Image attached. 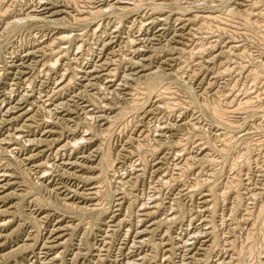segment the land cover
Segmentation results:
<instances>
[{
  "label": "rangeland",
  "instance_id": "obj_1",
  "mask_svg": "<svg viewBox=\"0 0 264 264\" xmlns=\"http://www.w3.org/2000/svg\"><path fill=\"white\" fill-rule=\"evenodd\" d=\"M62 1L63 0H0V107H1L0 108V111H1L0 112V120L5 119V118H8V120H9L8 121L7 119H5L6 121L2 120L1 121L2 123H0V126L2 125L0 127V130H1L0 131V137H1L0 141H3V143H4L3 146L1 145V147H0V149H1L0 150V167H1L0 171H2L3 169L6 168V170H8L7 173L10 172L12 174L13 181L16 182L15 185L13 184L12 189H9L8 191H14V192L16 191L17 194L20 193L19 196L17 194H15L13 197L9 198L8 200L10 202L8 200L4 201V202H0V208H2V209L7 208L8 209L7 212L9 213V214L6 213L7 215L4 214L3 216L0 217V222L5 223L4 226L2 225L0 227V235L3 236L2 241L4 242V244L7 245V246H5V250H4V248L0 250V255H1L0 256V264H17L19 262H20L19 264H22V262H23V264H58V263L59 264H64V263L65 264H68V263L69 264H75V262H76V264H84V262H86L85 264H93V263L94 264H126L129 260L136 257V254H138V253L140 255H142V254L147 255L146 256L147 258L144 259L142 264L145 263V260H146L147 264H150V263L151 264H156V263L157 264H164L163 258L165 256H164L163 251L161 249H156V246L154 248H152L150 246V248H149V245H147V246H143V248L140 249V252H138L139 249H137V250H135L134 248L131 249V244H132L131 238L126 239V231H127V229H129V224L124 225V223L125 222L135 223L138 220V219H136V216H138V210L142 206V203L144 201H147L148 198L152 197L154 194H157L160 196V198L161 197L163 198L164 201L162 200V198L160 199V201H163L165 206L169 205L167 202H170L172 199L177 198V200L179 202V204H177V206L180 207V205H182L183 208H185V212L180 215L181 217L178 218L177 223L175 222L174 224H166L167 226L164 225V226H161V228L159 227L160 229H157V231L154 233V235H152V241H153L152 243L154 245H156V243L159 242V240L162 236H165L164 235L165 232H168L170 234L172 233V236L174 237V236L178 235V233L183 232L182 230H184L185 228H186V230H188V232L194 231L197 228L202 227V225L204 223V221H203L204 219H205V221H208V223L210 224V221H212V218H211V216H212L214 219V223L217 225L216 231L214 232L215 235H211V236H213L212 241L214 242L213 243L214 246L208 250L209 253L208 252L204 253V251L200 252L201 253L200 258L202 261H200L199 264H218L220 255H224V253H225V255H229V254L233 253V254H231V256L234 255L233 257H236L233 264H252V263L253 264H259L260 263L259 254H256L255 257H254V255L251 256L250 253L234 254V251L229 252L227 249L226 243H228V242L226 239H228V240L230 239L229 236L232 234L231 232L234 228L233 226L235 225V220H233L232 210H231V209H233L232 206H233V202H234L235 192H233V191L229 192L227 198L222 197L225 201L222 198H221V200L219 198V204L220 205H219L218 209H220V210L217 211L218 213L215 216L208 215V214H212V213L199 211L200 209L202 210V208L199 207L200 202L198 201V195L201 193L203 188H198L197 186H199V185L197 182H200V181L203 183L205 182L206 186H207L205 189H209L210 187H215V190H217L219 192V193L217 192V194L224 193V192H226V190L228 192L226 184L228 182L234 181V179H231V178H233L235 176L236 170H238V168L242 169V172L240 173L241 174L240 175V177H241L240 178V184L241 185H239L240 192H241V195L244 199L245 205L249 204L248 206H250V207H251L250 203L252 202V200H251L252 195L254 193L262 192V189L264 188V183H263L264 182V129H263L264 127H260L261 129H263V131H262L258 125V124L261 125L262 123L264 124V77L260 81H258V83L255 84L253 82V79H251V77L248 78V76H247V72H248L247 68H249V67L253 68L257 62L264 60V47H262V45L260 46V44H259L260 41L257 37L258 35L256 34V33H258L257 30H259V29L253 30V28H252L250 33L248 34V33L244 32L243 29H241V28L239 29V27H240L239 19H234V20L229 19V17H227L225 14L228 12V10L230 8H234L235 6L238 7L242 3V8L251 10L250 13L253 12L251 15L253 16L254 19L256 18L255 20H256L257 24L264 26V22H262V21H264L263 20L264 19V13H263L264 12V7H263L264 6V2H263L264 0H258V1L247 0L248 3H247V1L245 2V0L244 1L243 0H222V1L221 0H194L196 2H194L193 0H167V1L166 0L165 1L164 0H146V1L145 0H141V1L135 0V4L138 1H139V4L137 3V5H136L137 9L134 6V10L131 11L130 14H129V12L126 13V12H120L117 10H114V11L113 10H107L106 12H103L104 15L100 14L99 16H95V18L88 15V13L91 11V3L90 4L88 3V7L85 8L87 6V2L79 0L77 2L79 6L77 5V8L75 9V8H67V6ZM187 1H188V3H187ZM226 1H228V2L226 3ZM241 1H243V2H241ZM79 2H81V3H79ZM140 2H141V4H140ZM160 3H162V7L165 8L164 10L166 11L165 16L167 17V19L162 21V24H163L162 26H165L167 28V30H168L167 32H171L169 38H171L172 33L175 35V32L173 30V23H174V21H175L174 19H176V17L183 16L185 18L186 17L191 18V15L193 17V14L195 16L197 14L199 15V13L200 14H207V13L208 14H216V15H221V16H219L220 18L217 20L208 22L206 28H202L201 23L199 25L195 24V25L189 26L190 29L196 31L193 34L194 38H195V45H196V43H199V44L197 46L193 45L192 47L183 46V48H187L191 52L181 55L183 57L180 56L181 58L179 59V62L170 63V65H164L162 67L161 70H163L167 73H170L171 75L167 74L168 76H163L161 78H158L157 84H156V86L152 92L153 95H155L158 92L160 93L161 90L164 91L165 88L166 89L168 88V90L170 92L172 91L170 94H168V96H170L172 98L171 101L177 102V103L181 102V103L176 105L177 108H175L174 112L168 111L166 109L160 110L156 114H154L153 117L152 116H151V118L149 117L150 119L148 118V120H146L142 125L145 126V124H146L147 126H145V128L148 127L149 130L157 127V129H160V131H166L167 132V127L169 125H173L174 119L177 118L179 115H180V117L182 115L185 118L191 119V120L197 118L196 121L200 120V123L198 125L197 130H195L193 128L186 127V129L182 128L181 130L180 129L176 130L174 132L173 136L170 133H169V135L166 134L167 137H165L166 135H164V136L159 135L160 137H165V139L167 141L164 138L162 139L163 141L161 143H163L164 145L162 144L163 147L160 148V152L157 154H156L155 150L153 152V149H154L153 146H155V145L151 139L150 140L148 139L146 141L141 140L142 141V143H141L142 148H144V149L141 148V150H140L141 152L139 154H140V157H142L146 160L145 161L146 163L144 164L142 162L143 166L141 165L143 167V170L146 167L145 168L146 171L144 170V172H143L144 175L142 174L140 176L141 179H139L140 178L139 177L137 180H134L132 182L127 183L128 185L125 184L127 186H125L124 184H123L124 186L123 185L120 186V185H117V183L115 181V179L119 175V172L117 170H115L113 167H111L113 164L112 161L115 159V157L118 155V153H120V151H121L120 147L122 148V146H124V144L127 142V138L129 136L139 137V132L132 130V128H127L126 131H124V129H123L124 123L122 122V120H119V121L114 120L110 124L109 129H108L109 131H108L106 126H103L105 124V122L102 123L101 120H98L99 119L98 116L99 115L110 116L111 114H113L112 116H114L116 114L115 113L116 111L119 112V110L123 109V108H126L129 111H131L130 103L132 101H135L137 98L141 99V101L143 100V102L145 103L147 101L149 95L146 91L147 89L144 88V86H148L147 85L148 83L143 84L142 87H138L137 86L138 83L136 85L131 84L132 89L127 91V94L130 95L131 91H132V93H134V91H135L134 88H138L137 89L138 90L137 95L135 97H134V95H132V97L125 95V97L123 99L120 97V99L115 103V111H114V109H111L110 107H105V105L102 106L105 103L107 106H111V105H108V101L104 98L105 94L103 92V94H101L100 97L98 96L99 99L102 100V102L98 99V101L94 104V105H96L95 106L96 114L94 115V117H93V115H91V119L88 117H85L86 115H84L85 113H84V109H83V106H87L88 107L87 109L91 110V103L89 102V104H90L89 105L88 102L86 104V102H83V100H81V99L77 100L76 99L77 101H75V102L73 101L71 103L73 105L72 106V110H73L72 112L74 114L78 112L79 115L76 114L75 116L78 115L79 121L77 120V122H78V124L80 123L79 124L80 126L77 124V122L75 124H72L71 121L65 120L63 118V115L65 113L62 114V112H60L57 114L53 113L51 115H49V113H48V116H44V114L36 113L35 111H36V107L39 104H42L41 100L44 97L52 96L54 100L58 99V98H63V100L66 101V100H68V98L70 96H72V94H75L76 92H78L81 89L79 81L71 83L69 85L70 81L68 79L64 78L63 81H65V82L63 83V85L67 84V87H66L65 91H61L60 86H58V84H57L58 80H61L60 72H62V74L63 73L67 74L68 78L69 77L70 78L71 77H77L78 78V77H80L78 75L82 76L83 74L81 72V68H82V66H87V63L91 58V52L93 54H94V52L96 53V51H97V53H99L98 48H96V45L98 44L97 32L104 31L105 30L104 27H106L108 24H117L118 27L120 26L119 27L120 28V35H119L118 40L120 41V44H121L120 48H121V51L123 52V53H121L122 56L126 57L128 60L133 59V60L129 61L130 63L135 62V61H139V60L143 62L144 61L143 59L147 58V53L149 52L151 60L148 61L146 64L148 65L149 70H151L152 68H154V69L157 68L156 67V64H157L156 61H158V60L164 61L167 59L169 52H175L172 42L171 43L157 42L156 45L151 46L149 49L147 47H145L144 48L145 51H143L141 53L140 52L137 53L134 50L135 48L133 46H130V44H129L130 40H127V39H129L128 37H130V39H131L132 35H137V34H140L141 36H144V35L147 36L148 32H146V30H144L141 27L140 16H142V14L143 15L147 14L148 12L151 11L152 8L154 9V6H156L157 4L159 5ZM220 3H222V4H220ZM249 3H251L253 6ZM253 3H255V6ZM135 4H134V0H133V5H135ZM209 4H211V5H209ZM246 4H248V5H246ZM60 5L64 6L66 8V11H68L67 15L63 19H61V18L64 16V14L52 16V13H54V12L56 13V11L63 8V7H58V8L55 7V6H60ZM133 5H130V6L132 7ZM189 6H191V7H189ZM247 6L248 7L250 6V7L247 8ZM45 8H48L49 11L44 10ZM82 8H84V9H82ZM105 8H107V7L105 6ZM69 11H70V13H69ZM181 11H182V13H181ZM183 11H184V13H183ZM257 11L260 15H258ZM172 12L173 13L175 12V13L173 14ZM186 12H187V14H186ZM117 13H119V14H117ZM123 14L125 17L123 16ZM168 14H169V16L170 15H172V16L169 17ZM126 15H128V16H126ZM88 17H89V20H87ZM103 17H105V18H103ZM137 17H138V19H137ZM260 17H261V19H260ZM56 18L60 19V20H57ZM123 18L126 21H124ZM258 18L260 20H258ZM15 20H20L21 23L18 26H16L14 29H12L9 27V24H11L12 21L14 22ZM127 20L129 21L128 23H127ZM120 21L122 23V26H121V23H119ZM258 22H260V23H258ZM104 24H107V25H104ZM101 27H102V29H101ZM129 27H131V28H129ZM93 28L97 29V30H94ZM217 28H219V30ZM188 29L185 31H188ZM133 31H134V33H133ZM254 31H256V32H254ZM200 32H202L203 34ZM232 35H233V37H232ZM181 36L182 37L180 38V40H182V41H186L187 38H190V35H181ZM207 36H209V37H207ZM59 37H62V40L60 42L56 43V39ZM120 39H122V40L125 39V40L122 41ZM53 43H54V50L56 52H59L60 55L58 54L56 56H49L46 54L39 53L38 51H35L36 49H38L40 47H43V46L48 45V44H53ZM233 43H235V45H238L239 49L233 50L231 53L226 52L225 54H223V52H222L223 48L227 45L231 46ZM124 45L125 46L127 45L126 48ZM132 47H133V49H132ZM93 48L95 50H93ZM122 48H123V50H122ZM128 48H130V49H128ZM200 51H202L203 53L200 54L199 53ZM33 52H37L44 59L41 61V64L38 65L39 66L38 70L37 69L32 70L34 75H36L38 73L37 77L35 79H33L32 82L26 84L25 82H23L24 80L21 81L18 76L16 77L15 74L18 72V69H19L16 65H19L20 62L26 61L28 59V58H26V54L33 53ZM142 53L145 54L144 57L141 55ZM208 53L211 55L209 57L212 58L213 62L207 63L206 64L207 66L206 65L205 66L207 67V69H209L212 66L210 68V72H206V69L204 68L205 69L204 70L203 67L201 66V65H203L204 62L208 61V59H209L207 56ZM216 54H217V57H215ZM30 55H32V54H30ZM52 58H53V60H52ZM75 59H77V60L75 61ZM54 60H56V61H54ZM46 62H51L53 64H56L55 70L49 74V77L45 74L46 73L45 71L44 72L39 71V69L42 67L43 63L49 64ZM127 64H128V66L131 65L129 63H127ZM214 64H215V66L216 65L217 66L215 67ZM128 66H127V68L129 69L130 67H128ZM175 66L180 67V68H177V71H179L178 72L179 74L177 73L178 75L173 74L176 72ZM6 68H7V70H6ZM217 68H219V70ZM224 68H226V69L228 68L227 70H232V71L230 72V71L224 70ZM76 69H78V70H76ZM214 69H216V70H214ZM220 70L221 71L224 70V71L222 73V76H220L218 83H216V85L218 87H220V90L221 89L223 90L222 91L223 93H221V94H226L225 95V98H226L225 101H228V103L227 104L225 103V104L229 105V103L233 100V105H234L233 107H229V109H226V110H228V112L226 114V118H227V121L229 122V124H226V125H222V124L218 125V124L213 122V119L209 114H203L201 107H200V105H201L200 103L202 102L201 100H203V98L198 96V93L200 94V90H198V89H201L199 87L200 84L198 82V79L204 80L203 84H207V83H209V81H211V78L213 76H215V74L217 72L218 73L220 72ZM193 72H196V73L199 72L200 73L199 77H197V79L193 78V76H192ZM17 80H18V82L20 81L18 84L16 83ZM74 81H76V80H74ZM144 81H146V80L143 78V80L141 82H144ZM151 81L149 82V85H150V83L156 82L155 80L152 82ZM13 83H15V84H13ZM55 85L57 87V91L59 90L58 92H54L55 91ZM151 85H153V84H151ZM27 86H29V92L31 94L26 97V90H25L26 88L25 87H27ZM184 87L186 88V90ZM13 88H14V90H13ZM4 91H6L7 93H5ZM188 91L191 93H189ZM217 91L218 90L211 89V90H209V95L214 97L217 94ZM193 92H195L194 95L196 94L198 96L197 97L195 95V98H196L195 103L192 102V99L190 97L191 95H193L192 94ZM4 94H5V97H4ZM23 94H25V95H23ZM11 95L13 98L11 97ZM2 97H3V99H2ZM10 98H12V99H10ZM21 99L23 100V102ZM131 99H133V100L131 101ZM248 99L251 100L252 102L250 101L248 103V105H245L243 107V109H241L239 111L237 110L235 112H232V110L239 108L242 105V103H244ZM17 100L19 101V104L21 105V107L24 106L25 109H27V108L32 109V111H34V113H36L35 122L33 120V123H34L33 124L32 121H30L31 123H29V124H32L30 127H28L24 123L23 120L25 118L17 119L14 117L20 113V112L16 113V111H19V110L13 109L14 113L13 112L8 113V115H6V113L4 111V109L9 107V106H7V104H9V102H12V104H15L16 102H18ZM33 100H34L35 104H34ZM103 100H105V102ZM113 100H116V99H113ZM153 100L155 102H158L160 99H159V97H153ZM20 102H22V103H20ZM42 102H43V100H42ZM79 102L81 105L78 104ZM97 105L100 107L102 106V107L100 108ZM77 107H79V108H77ZM92 110H94V109L92 108ZM182 110H183V112H182ZM134 115H136V114H133L132 116H130L131 118H128V119H137L136 118L137 115L136 116H134ZM41 116H43L45 119ZM49 116H50V118H49ZM79 116L81 118H79ZM198 117H200V118H198ZM53 118L55 120H53ZM56 118H57V120L59 119L57 122H56ZM13 119H15V120H13ZM10 120H12V121H10ZM52 120H53V123H55V122L57 123L55 126H53L56 130L55 136H53V137H56V139L58 137L60 139V141H62L64 144H65V139H66V143H68L66 145L69 146V147L67 146L66 150L63 151L62 153H58V151H56V150H58L57 144L52 145V146L48 145V147H47L46 142L44 144H43V142L42 143L40 142L41 141L40 134L43 133L45 130L50 128L49 126H51V124H53V123L52 122L50 123L49 121H52ZM151 120H154L153 121L154 123ZM64 122H66V123L64 124ZM69 122H71V123H69ZM35 123L37 125L40 124V126L39 125L36 126ZM148 124H149V126H148ZM238 124H240V125H238ZM242 124H243V126H242ZM235 125H236V127H234ZM20 126H21V128L18 129ZM62 126H64V127L62 128ZM67 126L69 127L68 129H67ZM99 126H101V127H99ZM215 126H217V127H215ZM37 127H39V128H37ZM73 127L74 128L76 127L77 129L76 128L74 129ZM214 127H215V129H214ZM89 128H91V131H93V133L96 136L93 137L92 142L91 141L87 142L85 140H83V142H81L82 141L81 137H80L81 134H83V132L85 130H89ZM104 128H106V129H104ZM218 128H220V129L217 130ZM227 128H228V130H227ZM200 129H202V130H200ZM69 130H70V132H68ZM73 130L75 131V133H73L74 132ZM190 130H191V132H190ZM2 131H4V132H2ZM112 131H114V132L112 133ZM13 132L15 135L14 137L11 136V135H13ZM103 132L105 133V135ZM106 132H108V133L111 132L112 133L111 135H114V136H111L110 134L107 135ZM119 132L121 134H119ZM205 132L207 133L206 135H209V137L212 139L214 147L215 146L216 147L214 148V147L209 146V148L206 152H209L212 154H209L206 157V159L201 162L195 155L197 153L201 152V148L199 149V146L197 144L199 143V139L202 138V135ZM20 133L23 135H21ZM64 133H67L66 135H68V136H66ZM184 133H186L188 135H186ZM16 134L22 136V138L20 139V142L16 138V136H18ZM61 135H62V137H61ZM227 135L228 136L230 135L232 138H234L235 143H231L232 145L229 146V148L231 150L227 151L225 154L224 149H225V141H226ZM76 136H78V137H76ZM107 136H109V137H107ZM3 137L4 138L6 137V138L4 139ZM96 137H97V139H96ZM110 137H112V138H110ZM187 137L189 140L188 139L186 140ZM32 138H34V139H32ZM38 138H40V139H38ZM6 139H7V141H6ZM23 139H25V140H23ZM74 139H75V141H74ZM103 139L106 141H104ZM10 140H11V142L13 140L14 141L11 143V142H9ZM17 140H18V142H17ZM69 140H71V141H69ZM101 140L103 142H100ZM245 140L252 141L253 147L251 148L250 146H245L242 148L243 142ZM21 141H23V142H21ZM35 141H37L39 143H37V142L35 143ZM150 141H152V142H150ZM31 142H32V144H30ZM69 142H71V143H69ZM164 142L166 143V145ZM98 143H100V144H98ZM145 143H147L148 145ZM36 144H38V145H36ZM18 145H19V149H18ZM149 145H151V146H149ZM24 146L28 150H25ZM85 146H86V148H85ZM87 146H89V147H87ZM95 146L100 147L101 152H103L104 150L106 151L108 149H111L112 157H111V161L106 163L107 165L105 164L102 167L100 166V159L99 158L101 155H97V157H94L93 159H91V158H89V160L86 159L85 161H82L80 163L78 162V164H75L74 166L64 163L65 162L64 156L69 155V153L72 155L75 154L78 157L83 156L85 154L88 155V153L90 151H92V149L96 148ZM14 147H16L18 149L17 152H15V153L7 152V150L14 149ZM23 147H24V150H22ZM213 148H214V150H213ZM39 149L40 150L44 149V151H43L44 153H42ZM102 149H104V150H102ZM1 151H4L5 154ZM25 151H26V153H25ZM50 151H51V153H50ZM105 151H104V153H105ZM2 153H3V155H2ZM29 153L30 154L31 153L32 154L38 153V154H36V156L34 158L32 156L31 157L32 159L30 158L28 160L27 159L25 160V157L30 155ZM53 153L54 154L57 153V154L54 156ZM7 154H9V155H7ZM115 154H116V156H115ZM180 154H182V155H180ZM48 155H50V156H48ZM178 155H180V156H178ZM16 156H19V157H16ZM181 156H182V158H183V156L184 157L188 156V158L190 160L192 159L191 160V168L187 169L185 171V173L180 172L176 166V163L179 161V159H181ZM12 157H14L15 160L17 158L19 160H16V162H15L14 158H12ZM190 157H192V158H190ZM213 157L215 158L214 159L215 163L209 162L211 158L213 159ZM46 158H47V160H46ZM193 158H195L197 161L194 159V162H193ZM20 159H22V160L24 159L25 161L24 160L22 161ZM44 159L46 162V166L44 165L42 167H38V165H40L44 162ZM164 159L166 160V162ZM245 159L249 160V162H250L249 166L250 167L245 166V164H246ZM154 160L160 161V162L162 161L161 167H163L162 169L164 171L161 169L160 170L161 172L158 173V175L160 174L159 176L154 172V168H153V164H152ZM198 160L200 161V163ZM91 161H93L94 163ZM217 161H218V163H217ZM17 162H18L19 166L16 164ZM19 162H20V164H19ZM23 163H25V164L23 165ZM81 163H83V164L79 165ZM34 164H35V166H34ZM86 164H88L87 165L88 167L86 166ZM95 164L97 165L96 169L94 167V166H96ZM237 165L238 166L240 165V167H238ZM2 167H4V168H2ZM37 167H38V169H37ZM45 167H46V169H45ZM54 167H57L56 168L57 170H55ZM235 167H236V169H235ZM21 168H24V169L21 170ZM100 168H102V170L104 172V174H103L104 176L102 175V177L99 179L98 175H100ZM151 168L153 169V171ZM69 169H70V173H72L74 175V177L72 176V174L69 173ZM148 169H149V171H148ZM18 171H19V173H18ZM20 171H22V172H20ZM26 171L28 173L23 174V173H26ZM30 172H32V174ZM53 172H54V174H53ZM212 172H214V173H212ZM116 174H118V175H116ZM16 175L18 177H16ZM41 175H42V177H41ZM67 175L69 177H66ZM79 175H81V176H79ZM87 175L92 176V177L94 175L95 179H94V177L92 178V177H89ZM33 176L35 179H33ZM85 176H86V178H85ZM50 177H51V179H50ZM30 178H31V180H30ZM96 178H97V180H96ZM156 178H159V179H156ZM171 178H174L175 180L172 179V181L168 182V180H170ZM209 178H210V180H209ZM161 179H163V182L165 180L166 185H164L165 183H163V182L161 184L159 182H156L157 180L159 181ZM19 180H21L20 181L21 183L20 182L17 183ZM32 180H34V181H32ZM36 180L39 182H37ZM49 180H51V181H49ZM22 181H24V182H22ZM40 181H41V183H40ZM78 181H80V182H78ZM88 181H90V182H88ZM61 182H63V183H61ZM142 182H143V184H142ZM32 183H35V184H32ZM38 183H40L41 185L43 183V185L41 186ZM44 183H46V184H44ZM94 183L101 185L102 189L105 188L106 190H104V191L102 190L103 194H101L99 198L97 197L96 199H93V201H91L89 198H87V196L85 198H84V196L88 192V189L90 187H92L93 185H95ZM34 185H36V186H34ZM44 185L47 187L45 188ZM130 185H131V187H130ZM208 185H211V186L208 187ZM31 186H32V188H31ZM103 186H105V187L103 188ZM111 186H113V187H111ZM137 186H139V187L137 188ZM114 187L116 190L113 189ZM119 187H121V188L118 189ZM154 187H158V188L154 189ZM184 187H185V189L188 188V190H192V192H194V193L191 192L188 195H182L179 192V189H184ZM41 188H44L45 191L43 189L41 190ZM55 188H56V190H55ZM123 188L125 189L126 192L128 191V194H127L128 198L125 200V202H123L122 206L119 207L118 206L119 200L117 199L118 197L116 196V193L124 190ZM161 188H163V189H161ZM24 189H26V190H24ZM72 189H74V190H72ZM158 189H159V191H156L157 192L156 193L155 190H158ZM50 190H52V191H50ZM62 190H64V191H62ZM84 190H85V192H84ZM142 190H143V192H142ZM54 191H56V193ZM113 191L115 193H113ZM145 191H146V193H144ZM221 191H223V192H221ZM24 192H27L28 194L27 193L25 194ZM58 193H60V194H58ZM109 193H111V194H109ZM150 193H152V194L154 193V194L152 195ZM23 194H25V196ZM71 194H73V195H71ZM108 195L109 196L111 195V197H109ZM22 196H23V199H22ZM80 196H82V197H80ZM104 198L107 200H105ZM109 198H110V200H109ZM137 198H139V199L137 200ZM26 199H27V201H26ZM195 199H196V201H195ZM226 199H227V201H226ZM134 200H136V201H134ZM177 200H176V203H177ZM29 201H31V203ZM56 201H58L59 203ZM69 201L72 204H74L75 207L77 206L80 209H82L83 211L85 210V212L83 213V211L81 212L80 209H76L77 207L74 208L75 209V211H74L73 207H70V209H69V207H67L66 204L65 205L63 204V203H67V202L70 203ZM72 201H74V203ZM101 201H103V202H101ZM16 202H17L18 206L20 205L19 208L17 205H15ZM24 202H26V203H24ZM53 202H55L56 204L55 203H54L55 205L52 204ZM95 202H97L98 205ZM104 202H106V203H104ZM109 202H110V204H109ZM10 203H11V205H10ZM61 203H62V205H61ZM102 203H104V204L102 205ZM12 204H14V205H12ZM87 204H90V205H87ZM196 204H198V205H196ZM85 205H86V207H84ZM104 205H105V207H102ZM128 205H130L131 208L128 209ZM174 206L176 207V205H174ZM38 207H40V208H38ZM61 207H63V208L65 207L66 209L65 208L63 209ZM81 207H84L86 209H83ZM89 207H90L91 211L89 210ZM10 208H11V210H10ZM116 208L117 209L121 208V211L119 212L120 215L118 218L111 220L110 216L112 215V210L114 211V209H116ZM198 208H199V210H198ZM104 209H106V210H104ZM52 210H54V211H52ZM68 210L73 212V213H71V212L68 213L69 212ZM87 210H88V212H87ZM11 211H13V213H15V212L16 213L15 214L12 213V215H11L10 214ZM121 212H122V214H121ZM50 213L51 214L53 213V214L49 215ZM86 213H87V215H86ZM66 214H67V216H66ZM88 214H90V215H88ZM125 214H126V216H125ZM162 216L163 215L160 214L159 218H164ZM191 216H193L194 218ZM236 216H238L239 218L238 217L237 218L240 220L243 219L242 220L243 224L238 229L237 234H235V236L232 238V240L237 239L238 245H239V246L238 245L237 246H238V248H240L242 243L244 245L246 243V242L244 243V240L246 238L245 237L246 233L248 232L246 230H249L250 227L252 226V220H251V217H249L250 220H247L248 215H246L245 206L242 207L238 211V213H236ZM62 217H64V218L62 219ZM127 217H131V218H127ZM195 217H198V218H195ZM245 217H247V219ZM34 218H35V220H33ZM208 218H210V219H208ZM57 219H58V221H56ZM117 219L118 220L120 219L121 221L119 220V222H118ZM199 221H202V223ZM89 222H91V223H89ZM116 222L118 223V225L115 226V224H117ZM41 223H42V225L44 224L43 226L45 229L43 228ZM59 223L62 226H67L66 229H68L70 227L68 230L65 231V233L66 232H68V233H66V234L64 233L65 238L63 239L64 241L67 239L68 242L63 241V243H64V244H62L63 247L61 246V248H59L58 250H54L50 253L49 249L44 248V247L48 241V238L51 237L52 229L53 228L55 229L56 227H60ZM66 223H68V224H66ZM38 224H40V225H38ZM75 224L78 226V228H76L77 226ZM261 224H263V225L261 226ZM35 225H36V227H35ZM68 225H69V227H68ZM231 225H232V227H231ZM188 226H190L189 227L190 229H188ZM48 227L50 229H48ZM258 227L261 228V230ZM37 229H40V230H37ZM167 229L170 231H167ZM257 229L258 230H256V233L258 236L257 235L255 236L256 241H258L259 239H260L259 241H261L264 239V233H263L264 232L263 231L264 230V223L258 222L257 223ZM13 232H14V234H13ZM35 232H37V234ZM7 233H8V235H7ZM34 233H35V235H37V237L39 236L38 237L39 239L35 238L36 236L34 235ZM2 234H6V235H2ZM68 235H70V236H68ZM4 236H5V238H4ZM29 236H31V237H29ZM45 237H48V238H45ZM67 237L68 238L71 237V238L68 239ZM186 237L188 238L189 234ZM255 237H254V239H255ZM4 240H6V242ZM25 242L27 243V245H25V246H27V248L25 246L23 247V245L26 244ZM43 243H45V244H43ZM65 243H67L68 245ZM18 244L21 246H19ZM84 244L86 245V247ZM91 244H92V247H91ZM120 244H121V246H120ZM196 244H197L196 247L197 246L200 247V242L196 243ZM17 245L19 246V248H17ZM29 245H31L30 246L31 249H28ZM87 245H90V247L89 246L87 247ZM126 245H127V247H126ZM41 246H42V248H41ZM96 246H100V247H96ZM118 246L121 247L120 248L121 250L119 249ZM15 247H16L17 251L13 250ZM21 247L25 248V249L22 250ZM93 247H95V248L93 249ZM109 247H111V249H109ZM67 248L69 249L70 252L67 250ZM105 248H107V249H105ZM129 248H130V250H129ZM108 249H109V251H108ZM7 250H9V254H7L8 253ZM84 250H85V252H84ZM118 250H120V251L118 252ZM127 250H129L130 252L128 251L129 253H127ZM150 250H151V252H150ZM6 251H7V253H6ZM60 251H61V256L56 255L57 253L60 254ZM238 251H239V249H238ZM12 252H14L16 255ZM78 252L80 253V255L78 254ZM157 252H158V254H157ZM2 253H4V255ZM183 253H184V251L181 249L176 250L175 254L173 255L172 261L171 262L169 261V264H177V263L179 264V262L182 258L181 255ZM37 254H39V255H37ZM45 254L50 255V257L54 256L55 262L54 263H48V259H47L48 257ZM25 255L28 257H26ZM77 255L79 258L76 257ZM85 255H86V257H85ZM236 255H239V256H236ZM240 255H243V256L241 257ZM262 255L263 254H261V256ZM2 256H4L5 259ZM11 256H13V257H11ZM87 257H89L90 259ZM97 257H100V258H97ZM156 257H158V259ZM29 258H31V259H29ZM115 258H116V260H115ZM45 259H47V260H45ZM127 259H128V261H126ZM61 260L64 263H62ZM82 260H85V261H82ZM147 260H149V261L147 262ZM45 261H46V263H45ZM111 261L113 263H110ZM125 261H126V263H125ZM224 264H226V263H224Z\"/></svg>",
  "mask_w": 264,
  "mask_h": 264
},
{
  "label": "bare ground",
  "instance_id": "obj_2",
  "mask_svg": "<svg viewBox=\"0 0 264 264\" xmlns=\"http://www.w3.org/2000/svg\"><path fill=\"white\" fill-rule=\"evenodd\" d=\"M79 0H63L62 2L67 6V8H77V5H78V2ZM81 1H85V2H87V6L85 7V8H87L88 7V3L90 4L91 3V11L88 13V15L89 16H91V17H93V18H95V16H99L100 14H102V15H104L103 14V12H106L107 10H117V11H120V12H129V14H130V12L131 11H133L134 10V6H135V8L137 9V3L139 4V1L138 2H136V4H135V0H134V4L135 5H133V0H81ZM141 1V0H140ZM146 1V0H145ZM165 1V0H164ZM167 1V0H166ZM194 1V0H193ZM222 1V0H221ZM244 1V0H243ZM243 1H241V2H243ZM247 0H245V2H246ZM256 1H258V0H256ZM255 1V2H256ZM184 2V1H183ZM191 2V1H190ZM194 2H196V1H194ZM228 1H226V3H227ZM254 2V1H253ZM262 2V1H261ZM264 2V1H263ZM262 2V3H263ZM79 3H81V2H79ZM83 3V2H82ZM143 3V2H142ZM146 3V2H145ZM186 3V2H185ZM187 3H188V1H187ZM186 3V4H187ZM193 3V2H192ZM191 3V4H192ZM247 3H248V1H247ZM252 3V2H251ZM251 3H249V4H251ZM259 3V2H258ZM85 4V3H84ZM140 4H141V2H140ZM220 4H222V3H220ZM240 4V3H239ZM254 4V6H255V3H253ZM82 5V4H81ZM130 5H133L132 7L130 6ZM145 5V4H144ZM185 5V4H184ZM209 5H211V4H209ZM246 5H248V4H246ZM252 5V4H251ZM258 5V4H257ZM262 5V4H261ZM79 6V5H78ZM84 6V5H83ZM105 6L107 7V8H105ZM139 6V5H138ZM142 6V5H141ZM186 6V5H185ZM188 6V5H187ZM220 6V5H219ZM253 6V5H252ZM260 6V5H259ZM263 6V5H262ZM55 7H63L62 9H60V10H58V11H56V13L54 12V13H52V16H57V15H59V14H64V16L61 18V19H63L66 15H67V12L68 11H66V8L64 7V6H62V5H60V6H55ZM131 7V8H130ZM189 7H191V6H189ZM221 7V6H220ZM250 7V6H249ZM248 6H247V8H249ZM264 7V6H263ZM79 8V7H78ZM140 8V7H139ZM138 8V9H139ZM246 8V7H245ZM257 8V7H256ZM262 8V7H261ZM74 9V10H75ZM82 9H84V8H82ZM165 8H163L162 7V3H160L159 5L157 4L156 6H154V9L152 8L151 9V11L150 12H148L147 14H142V16H140V21H141V27L144 29V30H146V32H148L147 33V36L146 35H144V36H141L140 34H137V35H132V38L130 39V37H128L129 39H127V40H130L129 41V44H130V46H133L135 49V51L138 53V52H143V51H145V47H147L148 49L151 47V46H154V45H156L157 44V42H165V43H173V48H174V51L175 52H169L168 53V57H167V59L166 60H158V61H156V67L157 68H152L151 70H149V67H148V65L146 64L148 61H150L151 60V57H150V55H149V52L147 53V58H144L143 60V62L142 61H135V62H132V63H130L129 61H131V60H133V59H131V60H128L126 57H124V56H122L121 55V53H123L122 51H121V48H120V41L118 40V38H119V35H120V26L118 27L117 26V24H104V25H107L106 27H104V31H102V32H97V39H98V44L96 45V48H98V51H99V53H97V51H96V53L94 52V54L91 52V58H90V60L88 61V63H87V66H82V68H81V72H82V76L81 75H78V76H80V77H69L68 78V75L67 74H65V73H63L62 74V72H60V77H61V80H58V82H57V84H58V86H60V88H61V91H65L66 90V87H67V84L66 85H63V83L65 82V81H63V79L64 78H66V79H68L69 81H70V83H69V85L71 84V83H74V82H77V81H79V84H80V87H81V89L78 91V92H76L75 94H72V96H70L69 98H68V100H63V98H58V99H53V97L52 96H47V97H44V98H42V100H43V102H42V100H41V103L42 104H39L37 107H36V113H42V114H44V116H48V113H49V115H51V114H53V113H60V112H62V114L63 113H65L64 115H63V118L65 119V120H68V121H71L72 122V124H75L76 122H77V120H78V112L77 113H73L72 111V102L74 101H77V100H79V99H81V100H83V102H86V104H87V102H88V104H89V102L91 103V110L90 109H87L88 107L87 106H83V109H84V115H86L85 117H88V118H90L91 119V115H93V117H94V115L96 114V111H95V106L96 105H94L97 101H98V99H99V97L101 96V94H103V92H104V98L108 101V105H111V106H107L106 105V103L105 104H101L102 106H104L105 105V107H110L111 109H114V111H115V103L120 99V97L123 99L124 97H125V95H127V96H129V97H132V95H134V97L137 95V93H138V88H134V93H132V91H131V94L129 95V94H127V91H129L130 89H132V87H131V84H137V86L138 87H142L143 86V84H145V83H148L147 85L148 86H144V88H146L147 90V93H148V95H149V97H148V99H147V101L144 103L143 102V100L141 101V99H139V98H137L135 101H132L133 99H131V103H130V108H131V111H129L128 109H126V108H123V109H120L119 110V112H115L116 114L114 115V116H112L113 114H111L110 116H105V115H99L98 116V120H101L102 121V123L103 122H105V124L103 125V126H106V128H107V130L109 129V126H110V124L114 121V120H122V122L124 123V131H126V129L127 128H132V130H134V131H137V132H139V137H135V136H129L128 138H127V142L124 144V146H122V148L120 147V149H121V151H120V153H118V155L116 156V154H115V159L112 161L113 162V164H112V166L111 167H113L115 170H117L118 172H119V175L118 174H116V175H118L117 176V178L115 179V181H116V183H117V185H120V186H122L123 184L125 185V184H127V183H129V182H132V181H134V180H137L142 174H143V172H144V170H145V168H144V170H143V165H142V162L145 164L146 162V160L144 159V158H142V157H140V150H141V148H142V141L141 140H152L153 142H154V145L155 146H153L154 147V149H153V152H154V150H155V152H156V154L157 153H159L160 152V148H162L163 146H162V144L163 143H161L163 140V138L165 139V137H167V135H169V133L170 134H172V136H173V134H174V132L176 131V130H181L182 128L183 129H186V127H189V128H193V129H195V130H197V128H198V125H199V123H200V120H197L196 121V119H193V120H191V119H187V118H185L184 116H182L181 115V117H180V115L177 117V118H175L174 119V124L173 125H169L168 127H167V132L166 131H160V129H157V127H155L154 129H151V130H149V128L147 129V128H145V126H147L146 124H145V126L144 125H142L146 120H148V118L150 117L151 118V116L153 117V115L154 114H156L158 111H160V110H164V109H166V110H168V111H171V112H174L175 111V108H177L176 107V105L177 104H179V103H181V102H179V103H177V102H173V101H171V97L170 96H168V94H170L171 92L168 90V88L166 89L165 88V90L164 91H160V93L158 92V93H156L155 95H153V90H154V88H155V86H156V84H157V79L158 78H161V77H163V76H168L170 73H167V72H165V71H163V70H161L162 69V67L164 66V65H170V63H176V62H179V59L181 58V57H183V56H181V55H183V54H186V53H190L191 51L190 50H188L187 48H183V46H188V47H192L193 45H195V38H194V33L196 32V31H194V30H192V29H190L189 28V26H192V25H199L200 23H201V26H202V28H206L207 27V23L208 22H210V21H214V20H217V19H219L220 17L219 16H221V15H216V14H200L199 13V15L197 14V15H195L194 16V14H193V17H192V15H191V18H188V17H183V16H179V17H176V19H174L175 21H174V23H173V30H174V32H175V35L172 33V36H171V38H169V36H170V33L171 32H167L168 30H167V28L165 27V26H162L163 24H162V21H164V20H166L167 19V17L165 16L166 14H165V10H164ZM227 9V8H226ZM252 9V8H251ZM44 10H46V11H49L48 10V8H45ZM79 10V9H78ZM167 10V9H166ZM72 11V10H71ZM112 11V12H113ZM136 11V10H135ZM179 11V10H178ZM226 11V10H225ZM263 11V10H262ZM119 12V13H120ZM170 12V11H169ZM176 12V11H175ZM174 12V13H175ZM251 12V10H248V9H244V8H242V3H241V5H239L238 7H234V8H230L229 10H228V12L227 13H225L226 14V16L227 17H229V19H239V22H240V27H239V29L241 28V29H243L244 30V32H246V33H250V31H251V29L253 28V30H256V29H259V30H257V32L258 33H256L258 36V39H259V41H260V46L262 45V47H264V26H261L260 24H257V22H256V18L254 19L253 18V16L251 15L252 13H250ZM261 12V11H260ZM69 13H70V11H69ZM119 13H117V14H119ZM133 13V12H132ZM173 13V12H172ZM173 13V14H174ZM181 13H182V11H181ZM183 13H184V11H183ZM222 13V12H221ZM257 13H258V11H257ZM264 13V12H263ZM114 14V13H113ZM122 14V13H121ZM128 14V15H129ZM186 14H187V12H186ZM185 14V15H186ZM255 14V13H254ZM253 14V15H254ZM106 15V14H105ZM128 15H126V16H128ZM182 15V14H181ZM257 15V14H256ZM258 15H260L259 13H258ZM118 16V15H117ZM123 16H124V14H123ZM130 16V15H129ZM135 16V15H134ZM168 16H169V14H168ZM170 16H172V15H170ZM169 16V17H170ZM101 17V16H100ZM125 17V16H124ZM136 17V16H135ZM174 17V18H175ZM258 17V16H257ZM99 18V17H98ZM97 18V19H98ZM103 18H105V17H103ZM118 18V17H117ZM133 18V17H132ZM57 19V18H56ZM107 19V18H106ZM114 19V18H113ZM126 19V18H125ZM135 19V18H134ZM133 19V20H134ZM137 19H138V17H137ZM172 19V18H171ZM260 19H261V17H260ZM259 18H258V20H260ZM57 20H60V19H57ZM87 20H89V17L87 18ZM92 20V19H91ZM117 20V19H116ZM123 20H124V18H123ZM257 20V21H258ZM264 20V19H263ZM93 21V20H92ZM103 21V20H102ZM101 21V22H102ZM124 21H126V20H124ZM13 22V21H12ZM11 22V24H9V27L10 28H12V29H14L16 26H18L20 23H21V21L20 20H15L13 23ZM99 22V21H98ZM104 22V21H103ZM129 21L127 20V23H128ZM262 22H264V21H262ZM92 23V22H91ZM94 23V22H93ZM110 23V22H109ZM112 23V22H111ZM115 23V22H114ZM119 23H121V21L119 22ZM258 23H260V22H258ZM96 24V23H95ZM98 24V23H97ZM133 24V23H132ZM137 24V23H136ZM139 24V23H138ZM103 25V26H104ZM129 25V24H128ZM170 25V24H169ZM260 25V26H259ZM121 26H122V23H121ZM97 27V26H96ZM132 27V26H131ZM131 27H129V28H131ZM8 28V27H7ZM138 28V27H137ZM189 28V29H188ZM11 29V30H12ZM94 29V28H93ZM101 29H102V27H101ZM188 29V31H185V30H187ZM218 30H219V28H217ZM9 30V29H8ZM7 30V31H8ZM94 30H97V29H94ZM134 30V29H133ZM207 30V29H206ZM10 31V30H9ZM170 31V30H169ZM181 31V32H180ZM242 31V30H241ZM139 32V31H138ZM254 32H256V31H254ZM131 33V32H130ZM133 33H134V31H133ZM200 33H202V32H200ZM215 33V32H214ZM94 34V33H93ZM144 34V33H143ZM146 34V33H145ZM203 34V33H202ZM212 34V33H211ZM235 34V33H234ZM243 34V33H242ZM255 34V33H254ZM96 35V34H95ZM181 35H190V38H187V40L186 41H182V40H180V38L182 37ZM206 35V34H205ZM231 35V34H230ZM246 35V34H245ZM93 36V35H92ZM91 36V37H92ZM214 36V35H213ZM126 37V36H125ZM207 37H209V36H207ZM232 37H233V35H232ZM62 40V37H59V38H57L56 39V43H58V42H60ZM94 40V39H93ZM120 40H122V39H120ZM125 40V39H124ZM124 40H122V41H124ZM28 41V40H27ZM96 41V40H95ZM205 41V40H204ZM127 42V41H126ZM125 42V43H126ZM31 43V42H30ZM29 43V44H30ZM128 44V43H127ZM199 43H196V45L195 46H197ZM125 46V45H124ZM127 46V45H126ZM126 46H125V48H126ZM129 46V45H128ZM123 47V46H122ZM133 47H132V49H133ZM92 48V47H91ZM128 49H130V48H128ZM131 49V50H132ZM236 49H239V46L238 45H235V43H233L231 46L230 45H227V46H225L224 48H223V50H222V52H223V54H225L226 52H228V53H231L233 50H236ZM93 50H95L94 48H93ZM122 50H123V48H122ZM126 50V49H125ZM35 51H38L39 53H42V54H46V55H49V56H56V55H58L59 54V52H56L55 50H54V43L53 44H48V45H45V46H43V47H40V48H38V49H36ZM134 51V52H135ZM200 54H202L203 52L202 51H200L199 52ZM30 54H32V55H30ZM93 54V55H92ZM60 55V54H59ZM134 55V54H133ZM143 57L145 56V54L144 53H142L141 54ZM234 55V54H233ZM240 55V54H239ZM181 56V57H180ZM208 61H206V62H204L203 63V65H201L202 67H203V69L205 68L206 69V72H210V68L212 67H210L209 65V69H207V63H211V62H213L212 61V58H210L209 56H211L209 53H208ZM238 56V55H237ZM215 57H217V54L215 55ZM26 58H28L26 61H24V62H20V64L19 65H16L19 69H18V72L15 74L16 75V77L18 76L19 77V79L22 81V80H24L23 82H25L26 84L27 83H30V82H32L33 81V79H35L36 77H37V75H38V73L36 74V75H34L33 74V72H32V70L33 69H37L38 70V68H39V64H41V61L44 59L40 54H38L37 52H33V53H28V54H26ZM52 60H53V58H52ZM77 59H75V61H76ZM45 61V60H44ZM54 61H56V60H54ZM79 61V60H78ZM60 62V61H59ZM83 62V61H82ZM153 62V61H152ZM151 62V63H152ZM46 63H49V64H42V67L39 69V71L40 72H46L45 74L49 77V74L52 72V71H54L55 70V67H56V64H53V63H51V62H46ZM57 63V62H56ZM127 63H129V64H131V65H129L128 66V64ZM216 63V62H215ZM179 64V63H178ZM206 65V66H205ZM253 65V64H252ZM41 66V65H40ZM127 66L128 67H130L129 69L127 68ZM177 66V65H176ZM175 66V67H176ZM214 66H215V64H214ZM217 66V65H216ZM215 66V67H216ZM220 66V65H219ZM80 67V66H79ZM255 67V68H254ZM254 67L253 68H251V67H249V68H247V76H248V78L249 77H251V79H253V82L256 84V83H258V81H260L263 77H264V60L263 61H260V62H257L255 65H254ZM16 68V67H15ZM177 68H180L179 66L178 67H176V69H175V73H173V74H177L179 71H177ZM214 68V67H213ZM231 68V67H230ZM229 68V69H230ZM246 68V67H245ZM204 69V70H205ZM218 70H219V68H217ZM228 69V68H227ZM226 68H224V70H227ZM6 70H7V68H6ZM14 70V69H13ZM76 70H78V69H76ZM75 70V71H76ZM214 70H216V69H214ZM213 70V71H214ZM223 70V71H224ZM15 71V70H14ZM73 71V70H72ZM202 71V70H201ZM212 71V70H211ZM223 71H221L220 70V72L218 73H216L215 74V76H213L212 78H211V81H209V83H207V84H203L204 83V80H202V79H198V82H199V84H200V88L201 89H198V90H200V94L198 93V96H200V97H202L203 98V100H201L202 102L200 103L201 105H200V107H201V110H202V112H203V114H209L211 117H212V119H213V122L214 123H216V124H218V125H220V124H222V125H226V124H229V122L227 121V118H226V114H227V112H228V110H226V109H229V107H233L234 105H233V100L229 103V105H226L227 103H228V101H225V95L226 94H221V93H223L222 91V89L220 90V87H218L217 85H216V83H218V80H219V78H220V76H222V73H223ZM227 71H232V70H227ZM74 72V71H73ZM79 72V71H78ZM6 73V72H5ZM12 73V72H11ZM181 73V72H180ZM183 73V72H182ZM81 74V73H80ZM168 74V75H167ZM179 74V73H178ZM177 74V75H178ZM199 72L198 73H196V72H193V74H192V76H193V78H195V79H197V77H199ZM6 75V74H5ZM14 75V74H13ZM76 75V74H75ZM171 75V74H170ZM181 75V74H180ZM183 75V74H182ZM72 76V75H71ZM74 76V75H73ZM14 77V76H13ZM205 77V76H204ZM207 77V76H206ZM211 77V76H210ZM12 78V77H11ZM143 78L146 80V81H144V82H141L142 80H143ZM166 78V77H165ZM214 78V79H213ZM14 79V78H13ZM74 80H76V81H74ZM156 81V82H153V83H150V85H149V82L150 81ZM163 80V79H162ZM207 80V79H206ZM151 81V82H152ZM16 82V81H15ZM20 82V81H19ZM18 82V80H17V84L19 83ZM13 84H15V83H13ZM151 84H153V85H151ZM12 85V84H11ZM22 85V84H21ZM18 86V85H17ZM133 86V85H132ZM186 86V85H185ZM221 86V85H220ZM15 87V86H14ZM54 87V86H53ZM79 87V88H80ZM26 89V97L27 96H29L31 93L29 92V86H27V87H25ZM63 88V89H62ZM185 88V87H184ZM189 89V88H188ZM211 89H214V90H218L217 91V94L213 97V96H211V95H209V90H211ZM13 90H14V88H13ZM185 90H186V88H185ZM59 91V90H58ZM57 91V87H56V85H55V91L54 92H58ZM126 91V92H125ZM149 91V92H148ZM191 91V90H190ZM5 93H7L6 91H4ZM189 92V91H188ZM202 92V93H201ZM2 93V92H1ZM189 93H191V92H189ZM194 93L195 92H193L192 94L194 95ZM226 93V92H225ZM9 94V93H8ZM7 94V95H8ZM21 95V94H20ZM23 95H25V94H23ZM153 95V96H152ZM193 95H191L190 97H191V99H192V102L193 103H195V100H196V98H195V95L193 96ZM99 96V97H98ZM103 96V95H102ZM197 96V95H196ZM197 96V97H198ZM4 97H5V94H4ZM11 97H12V95H11ZM25 97V98H26ZM153 97H159V101L158 102H155L154 100H153ZM13 98V97H12ZM12 98H10V99H12ZM17 98V97H16ZM23 98V97H22ZM24 98V99H25ZM41 98V97H40ZM201 98V99H202ZM211 98V99H210ZM254 98V97H253ZM2 99H3V97H2ZM19 99V98H18ZM77 99V100H76ZM102 99V98H101ZM113 99H116V100H113ZM144 99V98H143ZM146 99V98H145ZM175 99V98H174ZM22 100V99H21ZM27 100V99H26ZM25 100V101H26ZM100 100V99H99ZM112 100V101H111ZM18 101V100H17ZM39 101V100H38ZM101 102H102V100H100ZM104 102H105V100H103ZM145 101V100H144ZM198 101V100H197ZM251 100H246L244 103H242V105L239 107V108H236V109H234V110H232V112H235V111H239V110H241V109H243V107L245 106V105H248V103L250 102ZM9 102V101H8ZM22 102H23V100H22ZM22 102H20V103H22ZM27 102V101H26ZM33 102H34V100H33ZM199 102V101H198ZM252 102V101H251ZM38 103V102H37ZM112 103V104H111ZM226 103V104H225ZM3 104V103H2ZM27 104V103H26ZM30 104V103H29ZM33 104V103H32ZM34 104H35V102H34ZM71 104V105H70ZM78 104H80V102L78 103ZM31 105V104H30ZM37 105V104H36ZM75 105V104H74ZM81 105V104H80ZM83 105V104H82ZM90 105V104H89ZM181 105V104H180ZM7 106H9L8 108H6V109H4V111H5V113H6V115H8V113H12L13 112V109H17V110H19V111H16V113H18V112H20L17 116H14L15 118H17V119H19V118H25L23 121H24V123L28 126V127H30L32 124H29V123H31L30 121H32V123H33V120H34V122H35V119H36V113H34V111H32V109H28L27 107V109H25L24 108V106L23 107H21V105L19 104V101L18 102H16L15 104H12V102H9V104H7ZM20 106V107H19ZM35 106V105H34ZM98 106V105H97ZM101 106V107H102ZM182 106V105H181ZM32 107V106H31ZM98 107H100V106H98ZM100 107V108H101ZM1 108V107H0ZM34 108V107H33ZM77 108H79V107H77ZM90 108V107H89ZM92 108L94 109V110H92ZM187 108V107H186ZM117 110V109H116ZM75 111V110H74ZM79 111V110H78ZM82 111V110H81ZM1 112V111H0ZM76 112V111H75ZM170 112V113H171ZM181 112V111H180ZM182 112H183V110H182ZM14 113V112H13ZM168 113V112H167ZM240 113V112H239ZM76 114H78L77 116H75ZM82 114V113H81ZM80 114V115H81ZM133 114H136L137 115V119H128V118H131L130 116H132ZM5 115V114H4ZM136 115H134V116H136ZM185 115V114H184ZM57 116V115H56ZM61 116V115H60ZM59 116V117H60ZM82 116V115H81ZM112 116V117H111ZM157 116V115H156ZM155 116V117H156ZM41 117H43V116H41ZM53 117V116H52ZM58 117V118H59ZM160 117V116H159ZM167 117V116H166ZM169 117V116H168ZM5 118V117H4ZM44 118V117H43ZM49 118H50V116H49ZM55 118V117H54ZM53 118V120H55ZM79 118H81L80 116H79ZM97 118V117H96ZM135 118V117H134ZM149 118V119H150ZM198 118H200V117H198ZM5 119H7L8 120V118H5ZM5 119H1L0 120V123H2L1 121L2 120H5ZM11 119V118H10ZM40 119V118H39ZM45 119V118H44ZM43 119V120H44ZM47 119V118H46ZM85 119V118H84ZM89 119V120H90ZM93 119V118H92ZM159 119V118H158ZM13 120H15V119H13ZM49 120V119H48ZM53 120L52 121H49L50 123L52 122L53 123ZM59 120V119H58ZM57 120V118H56V122L58 121ZM88 120V121H89ZM94 120V119H93ZM96 120V119H95ZM6 121V120H5ZM9 121V120H8ZM10 121H12V120H10ZM67 121V122H68ZM79 121V120H78ZM83 121V120H82ZM92 121V120H91ZM152 122L154 121V120H151ZM157 121V120H156ZM44 122V121H43ZM42 122V123H43ZM48 122V123H49ZM53 123V124H51V126H49L50 128L49 129H47V130H45L43 133H41L40 134V136H41V143L43 142V144L46 142V144H47V147H48V145L50 146H52V145H55V144H57L58 145V150H56V151H58V153H62L63 151H65L66 150V148H67V146L68 145H66V144H68V143H66V139H65V144L62 142V141H60V139L57 137V139H56V137H53V136H55V133H56V130H55V128L53 127V126H55L57 123ZM71 122H69V123H71ZM95 122V121H94ZM117 122V121H116ZM151 122V123H152ZM49 123V124H50ZM61 123V122H60ZM63 123V122H62ZM66 122H64V124H65ZM154 123V122H153ZM261 123V122H260ZM12 124V123H11ZM34 124V123H33ZM36 124V123H35ZM45 124V123H44ZM77 124H78V122H77ZM80 124V123H79ZM78 124V125H79ZM82 124V123H81ZM88 124V123H87ZM156 124V123H155ZM8 125V124H7ZM39 126H40V124H38ZM37 124H36V126H38ZM47 125V124H46ZM45 125V126H46ZM63 125V124H62ZM71 125V124H70ZM99 125V124H98ZM102 125V124H101ZM114 125V124H113ZM231 125V124H230ZM238 125H240V124H238ZM259 125V128L260 127H264V124L262 123L261 125L260 124H258ZM2 126V125H1ZM0 126V127H1ZM4 126V125H3ZM44 126V127H45ZM61 126V125H60ZM65 126V125H64ZM64 126H62V128L64 127ZM80 126V125H79ZM87 126V125H86ZM89 126V125H88ZM95 126V125H94ZM115 126V125H114ZM148 126H149V124H148ZM151 126V125H150ZM155 126V125H154ZM214 126V125H213ZM242 126H243V124H242ZM13 127V126H12ZM27 127V128H28ZM34 127V126H33ZM43 127V126H42ZM99 127H101V126H99ZM118 127V126H117ZM200 127V126H199ZM215 127H217V126H215ZM215 127H214V129H215ZM234 127H236V125L234 126ZM6 128V127H5ZM10 128V127H9ZM21 128V126L18 128V129H20ZM32 128V127H31ZM37 128H39V127H37ZM69 127L67 126V129H68ZM72 128V127H71ZM74 128V127H73ZM76 128V127H75ZM74 128V129H75ZM82 128V127H81ZM87 128V127H86ZM85 128V129H86ZM106 128H104V129H106ZM112 128V127H111ZM2 129V128H1ZM25 129V128H24ZM65 129V128H64ZM77 129V128H76ZM97 129V128H96ZM122 129V130H123ZM220 128H218L217 130H219ZM261 129V128H260ZM264 129V128H263ZM263 129H261L262 131H263ZM17 130V129H16ZM23 130V129H22ZM35 130V129H34ZM60 130V129H59ZM71 130V129H70ZM70 130L68 131V132H70ZM102 130V129H101ZM200 130H202V129H200ZM227 130H228V128H227ZM1 131V130H0ZM12 131V130H11ZM25 131V130H24ZM28 131V130H27ZM33 131V130H32ZM64 131V130H63ZM74 131V130H73ZM81 131V130H80ZM84 131V130H83ZM97 131V130H96ZM103 131V130H102ZM106 131V130H105ZM109 131V130H108ZM111 131V130H110ZM252 131V130H251ZM2 132H4V131H2ZM8 132V131H7ZM10 132V131H9ZM26 132V131H25ZM99 132V131H98ZM114 131H112V133H113ZM116 132V131H115ZM190 132H191V130H190ZM34 133V132H33ZM60 133V132H59ZM72 133V132H71ZM73 133H75V131L73 132ZM72 133V134H73ZM104 133V132H103ZM107 133V135L108 134H112L111 132H106ZM160 133V134H159ZM203 133V132H202ZM10 134V133H9ZM21 134V133H20ZM31 134V133H30ZM38 134V133H37ZM65 135L67 134V133H64ZM63 134V135H64ZM69 134V133H68ZM119 134H121L120 132H119ZM125 134V133H124ZM167 134V135H166ZM184 134H186V133H184ZM207 133L205 132L203 135H202V138H200L199 139V143L197 144L198 146H199V149L201 148V152L200 153H197L195 156L202 162L203 160H205L206 159V157L209 155V154H212V153H209V152H206L207 150H208V148H209V146H211V147H214V144H213V142H212V139L209 137V135H206ZM221 134V133H220ZM6 135V134H5ZM16 135H18V134H16ZM21 135H23V134H21ZM25 135V134H24ZM77 135V134H76ZM99 135V134H98ZM97 135V136H98ZM103 135V134H102ZM104 135H105V133H104ZM109 135V136H110ZM164 136V135H166L165 137H160V136ZM186 135H188V134H186ZM12 137H14L15 135H14V132H13V135H11ZM10 136V137H11ZM31 136V135H30ZM66 136H68V135H66ZM96 135L93 133V131H91V128H89V130H85L84 132H83V134H81V142H83V140H85V141H93V137H95ZM109 136H107V137H109ZM111 136H114V135H111ZM252 136V135H251ZM11 137V138H12ZM61 137H62V135H61ZM60 137V138H61ZM64 137V136H63ZM71 137V136H70ZM76 137H78V136H76ZM100 137V136H99ZM102 137V136H101ZM236 137V136H235ZM1 138V137H0ZM4 138V137H3ZM6 138V137H5ZM4 138V139H5ZM8 138V137H7ZM16 138L19 140V142H20V139L22 138V136H20V135H18V136H16ZM110 138H112V137H110ZM170 138V137H169ZM190 138V137H189ZM13 139V138H12ZM11 139V140H12ZM28 139V138H27ZM32 139H34V138H32ZM31 139V140H32ZM37 139V138H36ZM35 139V140H36ZM38 139H40V138H38ZM79 139V138H78ZM96 139H97V137H96ZM188 139V137L186 138V140ZM223 139V138H222ZM11 140L9 141V142H11ZM16 140V139H15ZM18 140H17V142H18ZM23 140H25V139H23ZM104 140V139H103ZM166 140V139H165ZM189 140V139H188ZM6 141H7V139H6ZM14 141V140H13ZM12 141V142H13ZM28 141V140H27ZM26 141V142H27ZM69 141H71V140H69ZM74 141H75V139H74ZM73 141V142H74ZM84 141V142H85ZM104 141H106V140H104ZM152 141H150V142H152ZM167 141V140H166ZM165 141V142H166ZM5 142V141H4ZM11 142V143H12ZM21 142H23V141H21ZM25 142V143H26ZM33 142V141H32ZM32 142L30 143V144H32ZM37 141H35V143H36ZM77 142V141H76ZM75 142V143H76ZM100 142H103L102 140L100 141ZM164 142V143H165ZM34 143V142H33ZM37 143H39V142H37ZM69 143H71V142H69ZM80 143V142H79ZM78 143V144H79ZM90 143V142H89ZM149 143V142H148ZM231 143H235V140H234V138H232L230 135L228 136L227 135V137H226V141H225V149H224V153L226 154V152L227 151H229V150H231L230 148H229V146L230 145H232ZM3 141H0V147H1V145L3 146ZM19 144V143H18ZM74 144V143H73ZM98 144H100V143H98ZM103 144V143H102ZM145 144H147V143H145ZM152 144V143H151ZM209 144V145H208ZM255 144V143H254ZM17 145V144H16ZM36 145H38V144H36ZM87 145V144H86ZM91 145V144H90ZM122 145V144H121ZM148 145V144H147ZM164 145V144H163ZM165 145H166V143H165ZM194 145V144H193ZM8 146V145H7ZM10 146V145H9ZM26 146V145H25ZM24 146V147H25ZM28 146V145H27ZM102 146V145H101ZM146 146V145H145ZM144 146V147H145ZM149 146H151V145H149ZM239 146V145H238ZM245 146H250L251 148L253 147V144H252V141H249V140H245L244 142H243V146H242V148L243 147H245ZM6 147V146H5ZM12 147V146H11ZM24 147H23V149L22 150H24ZM29 147V146H28ZM36 147V146H35ZM40 147V146H39ZM69 147V146H68ZM71 147V146H70ZM75 147V146H74ZM87 147H89V146H87ZM96 147V146H95ZM148 147V146H147ZM216 147V146H215ZM214 147V148H215ZM228 147V148H227ZM22 148V147H21ZM73 148V147H72ZM84 148V147H83ZM85 148H86V146H85ZM94 148V147H93ZM106 148V147H105ZM149 148V147H148ZM214 148H213V150H214ZM233 148V147H232ZM3 149V148H2ZM5 149V148H4ZM18 149H19V145H18ZM18 149L16 148V147H14V149H9V150H7V152H10V153H15V152H17L18 151ZM47 149V148H46ZM49 149V148H48ZM79 149V148H78ZM82 149V148H81ZM91 149V148H90ZM142 149H144V148H142ZM151 149V150H152ZM255 149V148H254ZM1 150V149H0ZM21 150V149H20ZM21 150V151H22ZM25 150H28V149H26V147H25ZM40 150V149H39ZM68 150V149H67ZM74 150V149H73ZM72 150V151H73ZM102 150H104V149H102ZM150 150V151H151ZM183 150V149H182ZM187 150V149H186ZM185 150V151H186ZM222 150V149H221ZM42 153H44L43 151H44V149H42V150H40ZM39 151V152H40ZM105 151V150H104ZM104 151L103 152H101V148L100 147H96V148H94V149H92V151H90L89 153H88V155H83V156H76L75 154H70L69 153V155H67V156H64V160H65V162L64 163H66V164H69V165H72V166H74L75 164H78V162L80 163V162H82V161H85L86 159H88L89 160V158H91V159H93L94 157H97V155H101L100 156V166L102 167L103 165H105L107 162H109V161H111V157H112V152H111V149H108V150H106L105 151V153H104ZM119 151V150H118ZM149 151V150H148ZM184 151V150H183ZM223 151V150H222ZM1 152H3L4 154H5V152L4 151H1ZM29 152V151H28ZM33 152V151H32ZM38 152V151H37ZM143 152V151H142ZM147 152V151H146ZM152 152V151H151ZM3 153H2V155H3ZM9 153V154H10ZM22 153V152H21ZM25 153H26V151H25ZM50 153H51V151H50ZM49 153V154H50ZM55 153V152H54ZM53 153V154H54ZM76 153V152H75ZM185 153V152H184ZM223 153V152H222ZM9 154H7V155H9ZM30 154V153H29ZM36 154H38V153H36ZM36 154H30V155H28L27 157H25V160L27 159H30L32 156H33V158L36 156ZM57 154V153H56ZM56 154H54V156L56 155ZM179 154V153H178ZM40 155V154H39ZM43 155V154H42ZM64 155V154H63ZM79 155V154H78ZM82 155V154H81ZM180 155H182V154H180ZM180 155H178V156H180ZM188 155V154H187ZM5 156V155H4ZM14 156V155H13ZM48 156H50V155H48ZM190 156V155H189ZM194 156V157H195ZM2 157V156H1ZM15 157V156H14ZM14 157H12V158H14ZM16 157H19V156H16ZM193 157V156H192ZM192 157H190V158H192ZM195 157V158H196ZM24 158V157H23ZM43 158V157H42ZM51 158V157H50ZM153 158V157H152ZM195 158H193V162H194V159ZM32 159V158H31ZM39 159V158H38ZM41 159V158H40ZM90 159V160H91ZM155 159V158H154ZM215 158L213 157V159L211 158L210 159V161L209 162H212V163H215L214 160ZM16 160H19L18 158L16 159ZM16 160H15V158H14V161L16 162ZM20 160H22V159H20ZM24 160V159H23ZM22 160V161H23ZM24 160V161H25ZM46 160H47V158H46ZM53 160V159H52ZM62 160V159H61ZM165 160V159H164ZM192 160V159H191ZM191 160L188 158V156H183V158H182V156H181V159H179V161L176 163V166H177V169H179V171L180 172H182V173H185V171L187 170V169H190L191 168ZM196 160V159H195ZM198 160V161H199ZM246 160V159H245ZM49 161V160H48ZM59 161V160H58ZM151 161V160H150ZM197 161V160H196ZM200 161H199V163H200ZM44 162H45V159H44ZM42 163V164H40V165H38V167H42V166H46V162L45 163ZM63 162V161H62ZM91 162H93V161H91ZM162 162V161H161ZM161 162L160 161H153V168H154V172L158 175V173L159 172H161L160 170L163 168V167H161ZM165 162H166V160H165ZM52 163V162H51ZM94 163V162H93ZM149 163V162H148ZM147 163V164H148ZM196 163V162H195ZM217 163H218V161H217ZM17 165H18V162L16 163ZM19 164H20V162H19ZM25 163H23V165H24ZM56 164V163H55ZM58 164V163H57ZM83 163H81V164H79V165H82ZM85 164V163H84ZM98 164V163H97ZM146 164V165H147ZM163 164V163H162ZM193 164V163H192ZM211 164V163H210ZM237 164V163H236ZM239 164V163H238ZM249 164H250V162H249V160H246V164H245V166H249ZM11 165V164H10ZM51 165V164H50ZM88 164H86V166H87ZM92 165V164H91ZM96 165V164H95ZM107 165V164H106ZM142 165V166H141ZM164 165V164H163ZM167 165V164H166ZM12 166V165H11ZM19 166V165H18ZM17 166V167H18ZM34 166H35V164H34ZM57 166V165H56ZM61 166V165H60ZM85 166V165H84ZM83 166V167H84ZM94 166V165H93ZM92 166V167H93ZM152 166V165H151ZM168 166V165H167ZM234 166V165H233ZM238 166V165H237ZM21 167V166H20ZM26 167V166H25ZM38 167H37V169H38ZM88 167V166H87ZM86 167V168H87ZM91 167V168H92ZM95 167V169L97 168V165L96 166H94ZM99 167V166H98ZM148 167V166H147ZM169 167V166H168ZM188 167V168H187ZM238 167H240V165L238 166ZM250 167V166H249ZM1 168V167H0ZM2 168H4V167H2ZM19 168V167H18ZM17 168V169H18ZM29 168V167H28ZM35 168V167H34ZM57 167H54V169L55 170H57L56 169ZM66 168V167H65ZM176 168V167H175ZM234 168V167H233ZM10 169V168H9ZM22 169H24V168H21V170ZM26 169V168H25ZM45 169H46V167H45ZM59 169V168H58ZM75 169V168H74ZM88 169V168H87ZM152 169V168H151ZM193 169V168H192ZM235 169H236V167H235ZM250 169V168H249ZM15 170V169H14ZM19 170V169H18ZM27 170V169H26ZM32 170V169H31ZM163 170V169H162ZM24 171V170H23ZM29 171V170H28ZM48 171V170H47ZM90 171V170H89ZM96 171V170H95ZM116 171V172H117ZM142 171V172H141ZM146 171V170H145ZM148 171H149V169H148ZM152 171H153V169H152ZM164 171V170H163ZM191 171V170H190ZM8 172V170H6V168L5 169H3L2 171H0V202H4V201H7L9 198H11V197H13L15 194H17V192L15 193L14 191H8L9 189H12V187H13V184L15 185V183L16 182H14L13 181V177H12V174L9 172V173H7ZM15 172V171H14ZM20 172H22V171H20ZM64 172V171H63ZM242 172V169H239L238 168V170H236V173H235V176L233 177V178H231V179H234V181H231V182H228L226 185H227V189H228V192H227V190H226V192H224V193H221V192H223V191H221L220 193L221 194H217V190H215V187H210L211 185H208V187H210L209 189H205L207 186H206V183L204 182H197L198 183V185L199 186H197L198 188H203V190L201 191V193L198 195V201L200 202V205H199V207L200 208H202V210L200 209L199 210V208H198V210L200 211V212H209V213H212V214H208V215H213V216H215L218 212V210H220V209H218L219 208V198H220V200H221V198L223 197V198H227L228 197V193L229 192H231V191H233V192H235V196H234V202H233V209H231L232 210V217H233V220H235V225L233 226L234 228H233V230H232V234L229 236L230 237V239L228 240V239H226L227 240V242L228 243H226V246H227V249H228V251L230 252V251H234V254H237V253H239V254H246V253H250L251 254V256H253L254 255V257H255V255L256 254H259V261H260V263L259 264H264V239L263 240H261V241H259L258 239V241H256V235H257V233H256V230H258L257 229V223L258 222H263L264 223V188L262 189V192H260V193H254L253 195H252V198H251V200H252V202L250 203L251 204V207L250 206H248V205H245V203H244V199H243V197H242V195H241V192H240V187H239V185H241L240 184V173ZM250 172V171H249ZM18 173H19V171H18ZM28 172L26 171V173H23V174H27ZM31 174H32V172H30ZM69 173H70V169H69ZM87 173V172H86ZM200 173V172H199ZM212 173H214V172H212ZM22 174V173H21ZM38 174V173H37ZM43 174V173H42ZM45 174V173H44ZM53 174H54V172H53ZM70 174H72V173H70ZM104 174V172H103V170H102V168H100V175H98L99 176V179L102 177V175ZM46 175V174H45ZM69 175V174H68ZM66 176V177H69V176ZM76 175V174H75ZM82 175V174H81ZM81 175H79V176H81ZM85 175V174H84ZM90 175V174H89ZM89 175H87V176H89ZM144 175V174H143ZM160 175V174H159ZM158 175V176H159ZM22 176V175H21ZM25 176V175H24ZM30 176V175H29ZM37 176V175H36ZM59 176V175H58ZM72 176L74 177V175L72 174ZM71 176V177H72ZM104 176V175H103ZM162 176V175H161ZM16 177H18L17 175H16ZM20 177V176H19ZM41 177H42V175H41ZM47 177V176H46ZM49 177V176H48ZM55 177V176H54ZM61 177V176H60ZM77 177V176H76ZM89 177H92V176H89ZM93 177H94V175H93ZM92 177V178H93ZM97 177V176H96ZM109 177V176H108ZM165 177V176H164ZM21 178V177H20ZM29 178V177H28ZM32 178V177H31ZM31 178H30V180H31ZM57 178V177H56ZM81 178V177H80ZM85 178H86V176H85ZM160 178V177H159ZM159 178H156V179H159ZM163 178V177H162ZM201 178V177H200ZM203 178V177H202ZM23 179V178H22ZM33 179H35L34 178V176H33ZM38 179V178H37ZM50 179H51V177H50ZM94 179H95V177H94ZM139 179H141V177L139 178ZM151 179V178H150ZM172 179H174V178H171L170 180H168V182H170V181H172ZM55 180V179H54ZM83 180V179H82ZM96 180H97V178H96ZM145 180V179H144ZM167 180V179H166ZM175 180V179H174ZM181 180V179H180ZM202 180V179H201ZM205 180V179H204ZM209 180H210V178H209ZM208 180V181H209ZM229 180V179H228ZM250 180V179H249ZM17 181V180H16ZM21 180H19L17 183H19ZM32 181H34V180H32ZM37 181V180H36ZM49 181H51V180H49ZM70 181V180H69ZM99 181V180H98ZM102 181V180H101ZM22 182H24V181H22ZM26 182V181H25ZM37 182H39V181H37ZM57 182V181H56ZM78 182H80V181H78ZM77 182V183H78ZM84 182V181H83ZM88 182H90V181H88ZM144 182V181H143ZM143 182H142V184H143ZM156 182H159L160 184L163 182V179H161V180H157ZM196 182V181H195ZM207 182V181H206ZM21 183V182H20ZM40 183H41V181H40ZM40 183H38V184H40ZM47 183V182H46ZM46 183H44V184H46ZM61 183H63V182H61ZM75 183V182H74ZM98 183V182H97ZM145 183V182H144ZM158 183V184H159ZM163 183H165V180H164V182ZM173 183V182H172ZM203 183V184H202ZM264 183V182H263ZM32 184H35V183H32ZM37 184V185H38ZM66 184V183H65ZM64 184V185H65ZM71 184V183H70ZM80 184V183H79ZM95 184V183H94ZM137 184V183H136ZM156 184V183H155ZM169 184V183H168ZM24 185V184H23ZM41 185V184H40ZM42 185H43V183H42ZM41 185V186H42ZM67 185V184H66ZM65 185V186H66ZM78 185V184H77ZM116 185V186H117ZM123 185V186H124ZM128 185V184H127ZM127 185H125V186H127ZM133 185V184H132ZM164 185H166V183L164 184ZM34 186H36V185H34ZM45 186V185H44ZM134 186V185H133ZM163 186V185H162ZM168 186V185H167ZM18 187V186H17ZM21 187V186H20ZM39 187V186H38ZM47 186H45V188H46ZM68 187V186H67ZM80 187V186H79ZM105 186H103V188H104ZM111 187H113V186H111ZM130 187H131V185H130ZM139 186H137V188H138ZM151 187V186H150ZM153 187V186H152ZM159 187V186H158ZM158 187H154V189H157ZM31 188H32V186H31ZM51 188V187H50ZM121 187H119L118 189H120ZM136 188V187H135ZM251 188V187H250ZM259 188V187H258ZM15 189V188H14ZM13 189V190H14ZM44 190V188H41V190ZM64 189V188H63ZM68 189V188H67ZM86 189V188H85ZM113 189H115V187L113 188ZM117 189V190H118ZM124 189V188H123ZM153 189V190H154ZM161 189H163V188H161ZM160 189V190H161ZM193 189V188H192ZM24 190H26V189H24ZM48 190V189H47ZM54 190V189H53ZM55 190H56V188H55ZM66 190V189H65ZM72 190H74V189H72ZM76 190V189H75ZM102 190L104 191V190H106L105 188L104 189H102V187H101V185H98V184H95V185H93L92 187H90L89 189H88V192L85 194V196H84V198L87 196V198H89L91 201H93V199H96L97 197L99 198L100 197V195L101 194H103L102 193ZM116 190V189H115ZM122 190V189H121ZM135 190V189H134ZM194 190V189H193ZM224 190V189H223ZM32 191V190H31ZM45 191V190H44ZM50 191H52V190H50ZM62 191H64V190H62ZM120 191V190H119ZM138 191V190H137ZM147 191V190H146ZM146 191L144 192V193H146ZM156 191H159V189L158 190H155V192ZM200 191V190H199ZM225 191V190H224ZM20 192V191H19ZM55 193H56V191H54ZM84 192H85V190H84ZM142 192H143V190H142ZM150 192V191H149ZM179 192L182 194V195H188V194H190L191 192H192V190H188V188L187 189H185V187H184V189H179ZM196 192V191H195ZM257 192V191H256ZM25 194L27 193V192H24ZM45 193V192H44ZM53 193V192H52ZM80 193V192H79ZM113 193H115L114 191H113ZM157 193V192H156ZM179 193V194H180ZM192 193H194V192H192ZM219 193V192H218ZM253 193V192H252ZM19 194L20 193H18L17 195L19 196ZM22 194V193H21ZM25 194H23L24 196H25ZM28 194V193H27ZM50 194V193H49ZM58 194H60V193H58ZM109 194H111V193H109ZM127 194H128V191L126 192L125 191V189L124 190H122V191H120V192H118V193H116V196L118 197L117 199L119 200V202H118V206L119 207H121L122 206V204H123V202H125V200L128 198V196H127ZM143 194V193H142ZM150 194H152V193H150ZM154 194V193H153ZM152 194V195H153ZM162 194V193H161ZM166 194V193H165ZM55 195V194H54ZM71 195H73V194H71ZM113 195V194H112ZM145 195V194H144ZM149 195V194H148ZM163 195V194H162ZM107 196V195H106ZM109 196V195H108ZM151 196V195H150ZM181 196V195H180ZM192 196V195H191ZM221 196V197H220ZM251 196V195H250ZM27 197V196H26ZM25 197V198H26ZM80 197H82V196H80ZM103 197V196H102ZM109 197H111V195L109 196ZM137 197V196H136ZM139 197V196H138ZM146 197V196H145ZM149 197V196H148ZM147 197V198H148ZM178 197V196H177ZM248 197V196H247ZM261 197V198H260ZM52 198V197H51ZM74 198V197H73ZM83 198V199H84ZM108 198V197H107ZM140 198V197H139ZM139 198H137V200L139 199ZM162 198V197H161ZM160 196L159 195H157V194H154L152 197H149L148 198V200L147 201H144L143 203H142V206L139 208V210H138V216H136V219H138L135 223H133V222H130V223H128V222H125L124 223V225H127V224H129V229H127V231H126V239L127 238H131V241H132V244H131V249L132 248H134L135 250H137V249H139V251L138 252H140V249L141 248H143V246H147V245H149V248H150V246L152 247V248H154L155 246H156V249H161L162 251H163V254H164V264H169V261L171 262L172 261V258H173V255L175 254V252H176V250H183L184 251V253L181 255L182 256V258H181V260H180V262H179V264H199V262L200 261H202L201 260V258H200V252L201 251H204V253H206V252H208V250L209 249H211L214 245H213V241H212V238H213V236H211V235H215L214 234V232L216 231V227H217V225L214 223V219H213V217L211 216V218H212V221H210V224L208 223V221H205V219L203 220L204 221V223H203V225H202V227L201 228H197L196 230H194V231H190V232H188V230H186V228L184 229V230H182L183 232H180V233H178V235H176V236H172V233L170 234V233H168V232H165V236H162L161 238H160V240H159V242L158 243H156V245H154L152 242V235H154V233L157 231V229H160L161 228V226H164V225H166V224H174L175 222L177 223V221H178V218H180L181 216V214H183L184 212H185V208H183V206L182 205H180V207L179 206H177V204H179V202H178V200H177V198H174V199H172L170 202H167L169 205L168 206H165L164 205V203H163V198H162V200L163 201H160ZM180 198V197H179ZM222 198V199H223ZM22 199H23V196H22ZM78 199V198H77ZM105 199V198H104ZM116 199V198H115ZM144 199V198H143ZM146 199V198H145ZM13 200V199H12ZM100 200V199H99ZM105 200H107V199H105ZM109 200H110V198H109ZM176 200H177V203H176ZM224 200V199H223ZM9 201V200H8ZM26 201H27V199H26ZM35 201V200H34ZM59 201V200H58ZM58 201H56V202H58ZM65 201V200H64ZM63 201V202H64ZM114 201V200H113ZM134 201H136V200H134ZM143 201V200H142ZM195 201H196V199H195ZM225 201V200H224ZM226 201H227V199H226ZM10 202V201H9ZM18 202V201H17ZM17 202H16V204L15 205H17L18 206V204H17ZM22 202V201H21ZM30 203H31V201H29ZM33 202V201H32ZM40 202V201H39ZM66 202V201H65ZM70 202V201H69ZM73 203H74V201H72ZM77 202V201H76ZM101 202H103V201H101ZM258 202V203H257ZM24 203H26V202H24ZM44 203V202H43ZM55 202H53L52 204H54ZM59 203V202H58ZM95 203H97V202H95ZM104 203H106V202H104ZM104 203H102V205L104 204ZM226 203V202H225ZM2 204V203H1ZM14 204H12V205H14ZM21 204V203H20ZM56 204V203H55ZM54 204V205H55ZM64 205L66 204V206L67 207H69V209H70V207H73V209L74 208H76L75 207V205L74 204H72L71 202L70 203H63ZM78 204V203H77ZM83 204V203H82ZM109 204H110V202H109ZM129 204V203H128ZM10 205H11V203H10ZM25 205V204H24ZM27 205V204H26ZM58 205V204H57ZM60 205V204H59ZM61 205H62V203H61ZM60 205V206H61ZM63 205V206H64ZM84 205V204H83ZM82 205V206H83ZM87 205H90V204H87ZM93 205V204H92ZM97 205H98V203H97ZM174 205H176V207L174 206ZM196 205H198V204H196ZM20 206V205H19ZM19 206H18V208H19ZM29 206V205H28ZM245 206V211H246V215H248V219H247V217H245L247 220H250V218L249 217H251V220H252V226L250 227V229L249 230H246V231H248L247 233H246V238H245V240H244V243H245V245L242 243V245L240 246V248H238V240L237 239H235V240H232V238L235 236V234H237V232H238V229L242 226V220H240V219H238L239 217L238 216H236V213H238V211L242 208V207H244ZM41 207V206H40ZM40 207H38V208H40ZM84 207H86V205L84 206ZM84 207H81V208H83V209H86V208H84ZM88 207V206H87ZM96 207V206H95ZM102 207H105V205L104 206H102ZM101 207V208H102ZM108 207V206H107ZM9 208V207H8ZM17 208V207H16ZM15 208V209H16ZM61 208H63V207H61ZM65 208V207H64ZM63 208V209H64ZM129 208H131L130 207V205H128V209ZM231 208V207H230ZM26 209V208H25ZM66 209V208H65ZM76 209H80L79 207H77ZM111 209V208H110ZM10 210H11V208H10ZM48 210V209H47ZM81 210V212L83 211L82 209H80ZM89 210L91 211V209H90V207H89ZM93 210V209H92ZM104 210H106V209H104ZM187 210V209H186ZM196 210V209H195ZM8 211V209L6 208H4V209H2V208H0V217L1 216H3L4 214H6V213H8L7 212ZM15 211V210H14ZM17 211V210H16ZM28 211V210H27ZM52 211H54V210H52ZM69 211V210H68ZM73 211V210H72ZM74 211H75V209H74ZM121 211V208H116V209H114V211L112 210V215L110 216L111 217V220L112 219H115V218H118L119 217V212ZM10 212V211H9ZM42 212V211H41ZM44 212V211H43ZM48 212V211H47ZM71 211H69L68 213H70ZM85 212V210L83 211V213ZM87 212H88V210H87ZM137 212V211H136ZM162 212V213H161ZM12 213H13V211H11V215H12ZM16 213V212H15ZM15 213H13V214H15ZM31 213V212H30ZM45 213V212H44ZM56 213V212H55ZM64 213V212H63ZM71 213H73V212H71ZM127 213V212H126ZM131 213V212H130ZM167 213V214H166ZM241 213V212H240ZM9 214V213H8ZM32 214V213H31ZM46 214V213H45ZM44 214V215H45ZM53 214V213H52ZM51 213L49 214V215H52ZM65 214V213H64ZM121 214H122V212H121ZM160 214L161 215H163L162 217H164V218H159V216H160ZM166 214V215H165ZM243 214V213H242ZM7 215V214H6ZM37 215V214H36ZM48 215V214H47ZM86 215H87V213H86ZM88 215H90V214H88ZM129 215V214H128ZM31 216V215H30ZM29 216V217H30ZM65 216V215H64ZM66 216H67V214H66ZM69 216V215H68ZM125 216H126V214H125ZM124 216V217H125ZM203 216V215H202ZM35 217V216H34ZM46 217V216H45ZM49 217V216H48ZM191 217H193V216H191ZM208 217V216H207ZM229 217V216H228ZM231 217V218H232ZM238 217V218H237ZM242 217V216H241ZM33 218V217H32ZM31 218V219H32ZM39 218V217H38ZM47 218V217H46ZM64 217H62V219H63ZM73 218V217H72ZM80 218V217H79ZM127 218H131V217H127ZM194 218V217H193ZM195 218H198V217H195ZM13 219V218H12ZM30 219V218H29ZM37 219V218H36ZM41 219V218H40ZM43 219V218H42ZM51 219V218H50ZM49 219V220H50ZM83 219V218H82ZM124 219V218H123ZM208 219H210V218H208ZM33 220H35V218L33 219ZM47 220V219H46ZM48 220V221H49ZM80 220V219H79ZM84 220V219H83ZM118 220V219H117ZM120 220V219H119ZM119 220H118V222H119ZM192 220V219H191ZM245 220V219H244ZM246 220V221H247ZM38 221V220H37ZM45 221V220H44ZM56 221H58V219L56 220ZM61 221V220H60ZM81 221V220H80ZM121 221V220H120ZM195 221V220H194ZM9 222V221H8ZM40 222V221H39ZM38 222V223H39ZM199 222H201L202 223V221H199ZM37 223V222H36ZM56 223V222H55ZM73 223V222H72ZM89 223H91V222H89ZM88 223V224H89ZM110 223V222H109ZM117 223V222H116ZM4 224L5 223H2V222H0V227L3 225L4 226ZM60 224V223H59ZM66 224H68V223H66ZM71 224V223H70ZM77 224V223H76ZM75 224V225H76ZM80 224V223H79ZM106 224V223H105ZM192 224V223H191ZM38 225H40V224H38ZM41 225H42V223H41ZM44 225V224H43ZM42 225V226H43ZM47 225V224H46ZM56 225V224H55ZM116 225H118V223L117 224H115V226ZM260 225V224H259ZM263 224H261V226H262ZM21 226V225H20ZM53 226V225H52ZM51 226V227H52ZM77 226V225H76ZM167 226V225H166ZM191 226V225H190ZM190 226H188V229H190L189 227ZM260 226V227H261ZM35 227H36V225H35ZM66 227L67 226H62L61 224H60V227H56L55 229L53 228H51L52 229V231H51V237L50 238H48V237H45V238H48V241H47V243L45 244V243H43V244H45V247L44 248H47V249H49V251H50V253L52 252V251H54V250H58L59 248H61V246L63 247V245L62 244H64L63 243V239L65 238V234L66 233H68V232H66L65 233V231L66 230H68L70 227H69V225H68V229H66ZM75 227V226H74ZM89 227V226H88ZM120 227V226H119ZM118 227V228H119ZM160 227V228H159ZM231 227H232V225H231ZM18 228V227H17ZM43 228H44V226H43ZM42 228V229H43ZM76 228H78V226L76 227ZM112 228V227H111ZM115 228V227H114ZM123 228V227H122ZM259 228V227H258ZM45 229V228H44ZM48 229H50L49 227H48ZM74 229V228H73ZM81 229V228H80ZM260 230H261V228H259ZM37 230H40V229H37ZM48 231V230H47ZM75 231V230H74ZM167 231H170V230H168L167 229ZM264 231V230H263ZM29 232V231H28ZM32 232V231H31ZM34 232V231H33ZM4 233V232H3ZM30 233V232H29ZM36 234H37V232H35ZM35 233H34V235H35ZM40 233V232H39ZM65 233V234H64ZM70 233V232H69ZM218 233V232H217ZM264 233V232H263ZM10 234V233H9ZM13 234H14V232H13ZM20 234V233H19ZM73 234V233H72ZM75 234V233H74ZM189 234V237L187 238L186 236ZM2 235H6V234H2ZM7 235H8V233H7ZM32 235V234H31ZM39 235V234H38ZM71 235V234H70ZM70 235H68V236H70ZM36 237V239L39 237H37V235H35ZM46 236V235H45ZM67 236V235H66ZM222 236V235H221ZM258 236V235H257ZM3 236H1L0 235V250L1 249H3L4 248V250H5V246H7V245H5L4 244V242L2 241L3 240V238H2ZM29 237H31V236H29ZM34 237V236H33ZM74 237V236H73ZM228 237V236H227ZM254 237H255V239H254ZM4 238H5V236H4ZM7 238V237H6ZM19 238V237H18ZM68 238V237H67ZM71 237H69L68 239H70ZM86 238V237H85ZM187 238V239H186ZM222 238V237H221ZM11 239V238H10ZM39 239V238H38ZM43 239V238H42ZM81 239V238H80ZM203 239V240H202ZM86 240V239H85ZM5 242H6V240H4ZM17 241V240H16ZM33 241V240H32ZM67 241V239L64 241V242H66ZM71 241V240H70ZM35 242V241H34ZM46 242V241H45ZM68 242V241H67ZM88 242V241H87ZM200 242V247H196V243H199ZM22 243V242H21ZM26 243V242H25ZM37 243V242H36ZM79 243V242H78ZM82 243V242H81ZM86 243V242H85ZM89 243V242H88ZM87 243V244H88ZM95 243V242H94ZM131 243V242H130ZM217 243V242H216ZM31 244V243H30ZM42 244V245H43ZM65 244H67V243H65ZM99 244V243H98ZM221 244V243H220ZM19 245V244H18ZM17 245V248H19V246H21V245H19L18 246ZM25 245H27V243L26 244H24L23 245V247L25 246ZM33 245V244H32ZM36 245V244H35ZM68 245V244H67ZM85 245V244H84ZM94 245V244H93ZM216 245V244H215ZM238 245V246H237ZM11 246V245H10ZM30 246L31 245H29L28 247V249H31L30 248ZM34 246V245H33ZM66 246V245H65ZM78 246V245H77ZM80 246V245H79ZM90 247V245H87V247ZM111 246V245H110ZM120 246H121V244H120ZM124 246V245H123ZM223 246V245H222ZM26 248H27V246H25ZM35 247V246H34ZM67 247V246H66ZM75 247V246H74ZM85 247H86V245H85ZM91 247H92V244H91ZM96 247H100V246H96ZM117 247V246H116ZM119 247V246H118ZM126 247H127V245H126ZM129 247V246H128ZM221 247V246H220ZM225 247V246H224ZM230 247V248H229ZM10 248V247H9ZM22 248V247H21ZM20 248V249H21ZM41 248H42V246H41ZM95 247H93V249H94ZM121 247H119V249H120ZM226 248V247H225ZM23 249H25V248H22V250ZM38 249V248H37ZM81 249V248H80ZM89 249V248H88ZM87 249V250H88ZM92 249V250H93ZM103 249V248H102ZM105 249H107V248H105ZM109 249H111V247H109ZM109 249H108V251H109ZM238 249H239V251H238ZM13 250H16L17 251V249H16V247L13 249ZM19 250V249H18ZM67 250L69 251V249L67 248ZM100 250V249H99ZM121 250V249H120ZM120 250H118V252L120 251ZM129 250H130V248H129ZM129 250H127V253H129L130 251ZM225 250V249H224ZM7 251H8V253H7ZM6 251V253L7 254H9V250H7ZM12 251V250H11ZM10 251V252H11ZM41 251V250H40ZM39 251V252H40ZM45 251V250H44ZM64 251V250H63ZM66 251V250H65ZM78 251V250H77ZM81 251V250H80ZM97 251V250H96ZM103 251V250H102ZM129 251V252H128ZM132 251V250H131ZM226 251V250H225ZM238 251V252H237ZM33 252V251H32ZM70 252V251H69ZM72 252V251H71ZM76 252V251H75ZM84 252H85V250H84ZM111 252V251H110ZM150 252H151V250H150ZM211 252V251H210ZM228 252V253H229ZM12 253H14V252H12ZM34 253V252H33ZM32 253V254H33ZM36 253V252H35ZM38 253V252H37ZM88 253V252H87ZM109 253V252H108ZM117 253V252H116ZM209 253V252H208ZM3 255H4V253H2ZM11 254V253H10ZM15 254V253H14ZM31 254V255H32ZM40 254V253H39ZM39 254H37V255H39ZM42 254V253H41ZM73 254V253H72ZM76 254V253H75ZM78 254L80 255V253L78 252ZM84 254V253H83ZM82 254V255H83ZM119 254V253H118ZM123 254V253H122ZM126 254V253H125ZM152 254V253H151ZM155 254V253H154ZM157 254H158V252H157ZM181 254V253H180ZM203 254V253H202ZM231 254H233V253H231ZM231 254H229V255H225V253H224V255H220V258H219V262H218V264H224V263H226V264H233L234 263V260H235V258L236 257H233V256H231ZM261 254H263L262 256H261ZM16 255V254H15ZM30 255V256H31ZM36 255V256H37ZM45 255H47V259H48V263H54L55 262V257L54 256H52V257H50V255H48V254H45ZM56 255H58V256H61V251H60V254L59 253H57ZM99 255V254H98ZM113 255V254H112ZM131 255V254H130ZM153 255V254H152ZM1 256V255H0ZM26 256V255H25ZM74 256V255H73ZM88 256V255H87ZM147 255L146 254H142V255H140L139 253L138 254H136V257H134V258H132L131 260H129L128 261V259L126 260V261H128L127 263H126V261H125V263L126 264H142L143 263V261H144V259L145 258H147L146 257ZM149 256V255H148ZM154 256V255H153ZM204 256V255H203ZM231 256V257H230ZM236 256H239V255H236ZM241 257L243 256V255H240ZM258 256V255H257ZM3 258H4V256H2ZM8 257V256H7ZM11 257H13V256H11ZM26 257H28V256H26ZM25 257V258H26ZM40 257V256H39ZM76 257H78V255L76 256ZM85 257H86V255H85ZM90 257V256H89ZM89 257H87V258H89ZM117 257V256H116ZM127 257V256H126ZM129 257V256H128ZM2 258V259H3ZM58 258V257H57ZM79 258V257H78ZM92 258V257H91ZM97 258H100V257H97ZM149 258V257H148ZM154 258V257H153ZM152 258V259H153ZM157 259H158V257H156ZM238 258V257H237ZM5 259V258H4ZM28 259V258H27ZM29 259H31V258H29ZM47 259H45V260H47ZM62 259V258H61ZM85 259V258H84ZM90 259V258H89ZM88 259V260H89ZM120 259V258H119ZM155 259V258H154ZM156 259V260H157ZM203 259V258H202ZM76 260V259H75ZM86 260V259H85ZM85 260H82V261H85ZM115 260H116V258H115ZM150 260V259H149ZM149 260H147V262L149 261ZM174 260V259H173ZM62 261V260H61ZM60 261V262H61ZM158 261V260H157ZM163 261V260H162ZM216 261V260H215ZM218 261V260H217ZM97 262V261H96ZM95 262V263H96ZM118 262V261H117ZM122 262V261H121ZM151 262V261H150ZM156 262V261H155ZM174 262V261H173ZM178 262V261H177ZM241 262V261H240ZM20 263V262H19ZM19 263H17V264H19ZM45 263H46V261H45ZM62 263H64L63 261H62ZM71 263V262H70ZM86 262H84V264H85ZM98 263V262H97ZM110 263H113L112 261L110 262ZM123 263V262H122ZM145 263H146V260H145ZM144 263V264H145ZM239 263V262H238ZM22 264H23V262H22ZM59 264V263H58ZM65 264V263H64ZM69 264V263H68ZM75 264H76V262H75ZM94 264V263H93ZM147 264V263H146ZM151 264V263H150ZM157 264V263H156ZM178 264V263H177ZM253 264V263H252Z\"/></svg>",
  "mask_w": 264,
  "mask_h": 264
}]
</instances>
